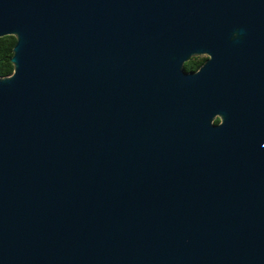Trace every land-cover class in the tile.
Segmentation results:
<instances>
[{
  "label": "water",
  "instance_id": "1",
  "mask_svg": "<svg viewBox=\"0 0 264 264\" xmlns=\"http://www.w3.org/2000/svg\"><path fill=\"white\" fill-rule=\"evenodd\" d=\"M6 35L0 264H264V0H0Z\"/></svg>",
  "mask_w": 264,
  "mask_h": 264
},
{
  "label": "trees",
  "instance_id": "2",
  "mask_svg": "<svg viewBox=\"0 0 264 264\" xmlns=\"http://www.w3.org/2000/svg\"><path fill=\"white\" fill-rule=\"evenodd\" d=\"M15 37L13 35H6L0 37V77L9 76L13 71V65L10 61L12 56V49L15 44ZM206 58L193 57L184 64L187 71L194 70L199 67ZM215 123L219 122V119L214 120Z\"/></svg>",
  "mask_w": 264,
  "mask_h": 264
},
{
  "label": "snow or ice",
  "instance_id": "3",
  "mask_svg": "<svg viewBox=\"0 0 264 264\" xmlns=\"http://www.w3.org/2000/svg\"><path fill=\"white\" fill-rule=\"evenodd\" d=\"M193 52H210L212 55L207 58V62L211 61L214 58V54L210 50H194ZM207 62H206V64H207ZM187 72L191 73L190 70ZM225 122H226V117L224 116V119L222 120L221 124L223 125Z\"/></svg>",
  "mask_w": 264,
  "mask_h": 264
},
{
  "label": "flooded vegetation",
  "instance_id": "4",
  "mask_svg": "<svg viewBox=\"0 0 264 264\" xmlns=\"http://www.w3.org/2000/svg\"><path fill=\"white\" fill-rule=\"evenodd\" d=\"M195 57H197V56H195ZM206 58H207V57H206ZM204 61H205V60H204ZM204 61H203V62H204ZM203 62H202V63H203ZM201 65H202V64H201ZM201 65H200V66H201ZM200 66H199V67H200ZM199 67H197V68L194 69V70H190V71H197V70L199 69Z\"/></svg>",
  "mask_w": 264,
  "mask_h": 264
},
{
  "label": "rangeland",
  "instance_id": "5",
  "mask_svg": "<svg viewBox=\"0 0 264 264\" xmlns=\"http://www.w3.org/2000/svg\"><path fill=\"white\" fill-rule=\"evenodd\" d=\"M197 57H203V58H206L207 55L203 54V55H199V56H197Z\"/></svg>",
  "mask_w": 264,
  "mask_h": 264
}]
</instances>
